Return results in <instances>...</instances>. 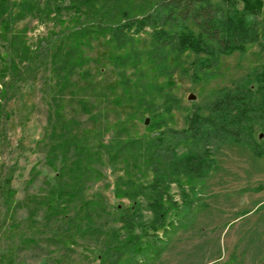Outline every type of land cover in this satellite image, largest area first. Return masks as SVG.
Masks as SVG:
<instances>
[{
	"label": "rangeland",
	"instance_id": "rangeland-1",
	"mask_svg": "<svg viewBox=\"0 0 264 264\" xmlns=\"http://www.w3.org/2000/svg\"><path fill=\"white\" fill-rule=\"evenodd\" d=\"M18 1L13 4L15 16ZM129 1L101 0L97 10L118 20ZM146 1L136 0L132 7H143ZM80 10L64 6L60 21L47 23L30 14L16 18L12 27L7 25L8 16L0 17V54L6 51L5 36L10 27L11 33L23 34V39L35 48L45 38L74 25L81 13L94 11L87 2ZM66 44L56 41L46 65L21 85L7 106L8 119L3 122V133L0 130V185L12 178L16 205L8 212L0 201V225L6 223L0 232V264L101 262L103 238H81L76 227L71 226L72 219H83L78 206L69 213L50 209L54 206L53 188L66 178H58L61 155L55 166H50L46 163L48 148L39 146L47 131L51 133L55 126L61 129L72 120L77 124L75 132H90L91 140L99 136L107 143L121 128L130 136H141L153 123L146 100L155 97L161 103L165 95L170 103L180 106L173 109L174 127L181 129L191 108L208 101L211 91L232 86L251 76L253 69L264 67V39L243 56L236 53L222 57L218 68L205 72L215 75L206 84L195 80V55L177 59L169 50L153 51L146 34L124 50H119L108 36L97 34L86 37L76 51ZM126 53L138 57L123 69L129 77L128 89L117 68V59ZM1 85L0 80V90ZM53 97L63 99L60 109L65 121L60 123L58 118H52L59 109ZM216 159L218 169L201 186L200 200L190 208L182 207V215L163 234L164 243L157 257L147 264H264L263 161L236 144L222 145ZM97 170L98 178L86 185L85 196L100 199L106 208L95 225L105 231L117 230L119 214L122 210L133 211L135 205L129 198L116 195V176L123 171L115 173L106 157ZM171 193L178 200L182 198L176 185Z\"/></svg>",
	"mask_w": 264,
	"mask_h": 264
},
{
	"label": "trees",
	"instance_id": "trees-1",
	"mask_svg": "<svg viewBox=\"0 0 264 264\" xmlns=\"http://www.w3.org/2000/svg\"><path fill=\"white\" fill-rule=\"evenodd\" d=\"M14 1L0 0V17L8 16L7 25L11 27L16 18L30 14L38 15L44 23L60 21L64 6L80 13L83 2L90 3L94 11L81 13L74 25L45 38L35 48L23 39V34L11 33V27L6 31V51L0 54L1 133L8 119V104L21 85L46 65L56 41L76 51L86 37L97 34L108 36L119 50H124L146 34L153 51L169 50L177 59L195 55V80L206 84L215 75L205 72L218 68L222 57L236 53L243 56L264 39V0H147L143 7L134 8L136 0H130L118 20L97 10L101 0H19L17 16ZM136 59L134 53L117 59L120 80L127 89L129 77L123 69ZM209 95L208 101L191 108L181 129L174 127L173 107L177 104L170 103L165 95L161 103L155 97L146 100L153 123L141 136H130L121 128L107 143L99 136L91 140L90 132L80 135L75 132L77 124L68 120L61 129L55 126L51 133L47 131L39 142V146L48 148L46 163L50 166H55L61 155L58 178H66L53 188L54 206L50 209L69 213L78 206L83 219H72L71 226L76 227L81 238H103L100 264L154 261L164 243L163 234L182 215V207L190 208L200 200L201 186L218 169L216 151L222 145L244 146L264 164V67L253 69L251 76ZM62 100L52 98L59 107L52 118H58L59 123L65 121L60 109ZM104 157L115 173L123 171L116 176L117 197L129 198L135 205L133 211L122 210L119 214L117 230L105 231L95 225L106 208L100 199L85 196L86 185L97 180V165ZM11 182L12 178H6L0 185V201L8 212L16 205V190ZM174 185L180 191V200L171 193ZM146 211L149 214H144ZM5 225H0V232Z\"/></svg>",
	"mask_w": 264,
	"mask_h": 264
},
{
	"label": "water",
	"instance_id": "water-1",
	"mask_svg": "<svg viewBox=\"0 0 264 264\" xmlns=\"http://www.w3.org/2000/svg\"><path fill=\"white\" fill-rule=\"evenodd\" d=\"M191 99H193V97Z\"/></svg>",
	"mask_w": 264,
	"mask_h": 264
}]
</instances>
